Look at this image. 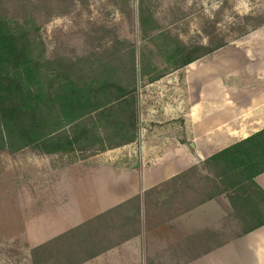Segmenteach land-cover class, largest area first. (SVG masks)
<instances>
[{"label": "crops", "instance_id": "crops-1", "mask_svg": "<svg viewBox=\"0 0 264 264\" xmlns=\"http://www.w3.org/2000/svg\"><path fill=\"white\" fill-rule=\"evenodd\" d=\"M223 49L136 91L131 144L44 156L80 158L49 167L48 200L34 188L33 221L52 215L35 264H264V226L241 236L225 196L202 202V163L264 129V25ZM254 182L264 192V173Z\"/></svg>", "mask_w": 264, "mask_h": 264}, {"label": "trees", "instance_id": "trees-1", "mask_svg": "<svg viewBox=\"0 0 264 264\" xmlns=\"http://www.w3.org/2000/svg\"><path fill=\"white\" fill-rule=\"evenodd\" d=\"M36 9L33 0H0V152L93 156L134 142V45L116 40L87 56L48 58ZM203 21L206 42L186 44L164 33L139 0L141 61L159 53L174 72L225 48L227 36ZM148 73L149 64L141 70ZM202 169L210 176L202 202L225 196L241 236L264 226V192L254 182L264 173V129L209 157Z\"/></svg>", "mask_w": 264, "mask_h": 264}, {"label": "rangeland", "instance_id": "rangeland-1", "mask_svg": "<svg viewBox=\"0 0 264 264\" xmlns=\"http://www.w3.org/2000/svg\"><path fill=\"white\" fill-rule=\"evenodd\" d=\"M143 1L159 21L164 33L176 36L186 44L206 42L203 34L205 19L214 22L220 33L227 36V46L242 38L244 31L249 32L264 23V0ZM138 2L139 0H33L37 6L35 15L41 28L47 57L75 59L87 56L116 40L125 41L134 45L138 52L135 89L141 94H146L149 89L151 94V89L146 87L147 81L167 75L170 70L168 71L169 66L162 54L155 53L150 57L146 53L142 61L139 57L143 42L138 30ZM219 53H216L218 60ZM224 53L223 60L229 54V49ZM148 64L150 73L143 77L141 70L144 66L148 67ZM151 66L155 71H152ZM44 158V155L30 150L14 154L0 152V264H35V229L38 227L41 235L49 233L52 215L42 217V223H48L46 229L44 224L38 225L33 221L36 217L33 216L36 208L34 188L44 187L47 190L52 180L49 167L62 168L78 161L80 156L56 159V162L52 161L54 158L51 162L47 157V160ZM54 174L55 171L52 172ZM50 191L49 188L46 192V200L49 199ZM46 204L48 205V201ZM47 217L48 220L45 219ZM39 240L40 238L37 241ZM42 256L44 258L40 257V263L50 264L49 255Z\"/></svg>", "mask_w": 264, "mask_h": 264}]
</instances>
